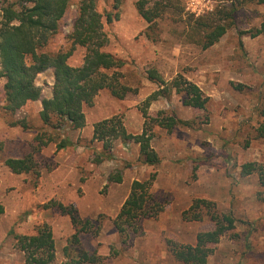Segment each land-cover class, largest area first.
Wrapping results in <instances>:
<instances>
[{
    "label": "rangeland",
    "instance_id": "rangeland-1",
    "mask_svg": "<svg viewBox=\"0 0 264 264\" xmlns=\"http://www.w3.org/2000/svg\"><path fill=\"white\" fill-rule=\"evenodd\" d=\"M137 1L121 0L118 7L114 0L97 2L109 37L106 50L127 61L121 71L122 81L134 91L118 99L102 90L93 105H85L83 110L94 124L119 115L128 132L137 135L144 128L151 131V146L160 156V163L143 164L139 143L114 140L115 158L111 164L117 168L112 172H123L122 185L115 187L110 199V187L115 182L108 183L107 177V183L96 192L99 182L90 181L89 200L79 205L71 203L82 220L91 222L90 229L80 233L79 247L72 244L75 228L71 218L57 206L61 201L45 185L39 188L41 180L49 178L65 159L85 164L88 156L93 159L104 151L103 143L89 136L86 123L81 131L66 128L61 134L54 126L43 124L41 100L52 94V69L36 78L42 89L41 99L15 112L5 109V78L0 77V203L4 205L0 216V264H24V253L18 249L14 235L35 234L44 223L50 225L55 239L53 264L66 260V246L73 253L76 248L97 253L104 264H184L174 257L168 240L195 244L198 233L214 229L212 212H230L236 223L217 244H210L214 251L208 263L264 264V186L258 173L241 174L242 165L248 162L264 167V137L257 131L264 109V31L253 35L264 30V0H148V6L156 4L160 13L152 24L138 13ZM79 2L70 0L59 30L40 51L56 52L69 45L67 36L73 30ZM8 4L17 5L18 0H0V21L2 8ZM230 10L233 17L228 19L226 13ZM212 22L232 24L218 42L204 48L205 26ZM85 52L84 47H75L68 62L81 65ZM151 70H156L166 83L151 80ZM178 74L201 88L208 97L206 105L184 104V93L171 83ZM151 95L154 97L146 105ZM144 108L150 117L175 116L189 120L190 126L177 125L169 131L156 123H145ZM63 134L72 145L59 147ZM23 135L29 140H20ZM32 152L39 163V178L32 173H13L4 164L8 157ZM80 171V181L85 183L92 172ZM151 173H156L152 191L165 202V209L157 217L144 219L141 232L124 240L113 223L122 206L119 193L130 190L133 180H143ZM66 178L70 185L61 193L68 197L79 185L73 184V172ZM77 193L83 195L81 187ZM199 198L214 205L202 207L200 219L185 218L184 211Z\"/></svg>",
    "mask_w": 264,
    "mask_h": 264
},
{
    "label": "trees",
    "instance_id": "trees-1",
    "mask_svg": "<svg viewBox=\"0 0 264 264\" xmlns=\"http://www.w3.org/2000/svg\"><path fill=\"white\" fill-rule=\"evenodd\" d=\"M115 5L121 0H114ZM98 0H80L78 15L74 21L73 30L68 34L69 45L56 52L40 51L50 38L57 33L61 20L66 14L70 0H18V4H8L2 8L0 21V77L5 78V109L15 112L25 104L41 99L42 89L36 78L48 69L53 70L54 84L50 97L42 98L40 118L45 126H54L58 133H64L66 128L72 130L85 126L86 117L83 110L85 105L91 106L95 97L102 91L108 90L118 99H124L128 93L134 91L131 86L122 81V69L127 61L108 52L109 37L103 27V15L97 8ZM148 0H138V13L149 23L160 15L156 4L148 6ZM115 6V7H116ZM234 10V9H233ZM233 10L226 13V17H233ZM110 16L108 19L110 20ZM200 20L197 21L199 23ZM229 23V22H228ZM232 24L211 23L205 26L202 46L208 48L219 41ZM264 30H257L258 35ZM86 49L83 62L79 66L71 65L68 60L75 47ZM149 78L164 85L166 82L156 70L149 72ZM172 87L185 95L184 104L192 106L206 105L208 97L201 88L184 75L178 74ZM164 89V88H163ZM163 89L157 93H162ZM156 93V94H157ZM154 95L146 100L150 104ZM148 107V106H147ZM145 123H156L171 131L177 125L190 126L189 120L167 117H150L144 108ZM263 121L257 128L259 136L264 137V109L261 111ZM56 124H54V122ZM63 142L59 147L72 145V142L63 134ZM152 132L146 128L141 134H132L127 131L119 115L106 118L94 124L93 140L103 143L104 151L94 158L95 163L113 159V141L121 139L124 143L137 142L140 144L142 163L157 165L161 158L151 146ZM2 142H0V152ZM35 153H28L23 157H8L4 164L17 174L32 173L39 178L41 172ZM259 174L260 184L264 186V167L255 162L242 165L243 176L253 173ZM156 173H151L143 180H133L130 192L123 202L118 214L113 219L118 233L126 240L130 234L141 232L142 221L146 218L157 217L164 209L165 202L159 200L152 191ZM123 181V172L117 170L108 176V183ZM213 202L206 199H195L189 209L185 210V218L200 219L202 207L210 208ZM57 206L63 213L68 214L75 228L70 242L80 245V233L91 227L90 220H82L74 205H65L61 202ZM4 213V205L0 203V216ZM191 214V215H190ZM214 222V229L197 234L195 244H179L168 240L167 244L174 257L184 264H209L208 258L221 237L235 227L236 218L230 212L209 213ZM16 245L24 253V264H53L56 258V245L52 228L44 223L37 227L32 235L15 234ZM66 260L61 264H104V258L97 253L76 248L74 253L69 246L64 248Z\"/></svg>",
    "mask_w": 264,
    "mask_h": 264
},
{
    "label": "crops",
    "instance_id": "crops-1",
    "mask_svg": "<svg viewBox=\"0 0 264 264\" xmlns=\"http://www.w3.org/2000/svg\"><path fill=\"white\" fill-rule=\"evenodd\" d=\"M107 118V117H106ZM109 118V117H108ZM86 124H87V132L89 133V136H93L94 134V122H91L88 117H86ZM11 131H15V128L10 127ZM82 129H79V131H81ZM83 131H85L83 129ZM11 134V132H7L6 133ZM13 139V138H12ZM19 139L22 141H26L29 140L28 136L23 135V136H19ZM115 156L113 157V159L110 160H105L101 163H95L93 161L92 158H90V156H88L86 158L85 164H80L78 161H74L72 163L69 162H65L60 161V164L58 165V167L56 169H54L50 175L49 178H45L41 180V184L39 188H42L43 185H45L46 189H49V192L51 193V195L56 196L63 204H77L79 205L81 203V201H88L89 197H88V191H90V186H89V182L90 181H95V182H99L97 187L95 188V191H97V189L99 190V188L107 183V177L109 176V174L115 170L117 167L114 166L113 164V160H114ZM80 169L81 170H85V171H89L91 173L90 178H87L86 182L83 183L80 181ZM74 173V175L76 176L75 181H73V184L75 185H79V186H75L73 189H75V192L73 194H71V196H64L61 193V190H63V188L65 187H69V178L67 179L66 176H69L71 173ZM122 183H114L111 187H110V191H109V195L108 198H112L114 195V192H116V188L115 187H119L121 186ZM82 188L83 190V195H79L77 193V191L79 190V188ZM129 190V189H128ZM126 190L123 193V190L119 193L120 194V198L119 201L121 200V204L125 201V199L127 198L130 190L128 191ZM120 191V190H119ZM118 202V201H117ZM110 203L112 204V201L110 200ZM110 204V205H111ZM89 205V204H88Z\"/></svg>",
    "mask_w": 264,
    "mask_h": 264
}]
</instances>
